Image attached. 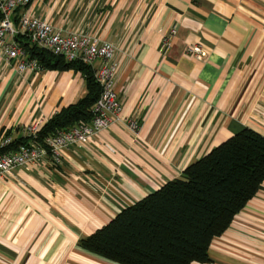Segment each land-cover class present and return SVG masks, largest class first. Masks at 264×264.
Instances as JSON below:
<instances>
[{"label": "crops", "instance_id": "0c3cea01", "mask_svg": "<svg viewBox=\"0 0 264 264\" xmlns=\"http://www.w3.org/2000/svg\"><path fill=\"white\" fill-rule=\"evenodd\" d=\"M28 9L117 45L120 115L140 129L116 122L64 150L61 164L46 158L0 178V264H118L79 240L234 134H264V0H32ZM194 44L207 61L187 54ZM87 93L81 70L19 74L0 52V142L27 137L28 125ZM228 233L244 237L227 264H264V184ZM224 235L209 264H219L213 245Z\"/></svg>", "mask_w": 264, "mask_h": 264}, {"label": "trees", "instance_id": "16d2710c", "mask_svg": "<svg viewBox=\"0 0 264 264\" xmlns=\"http://www.w3.org/2000/svg\"><path fill=\"white\" fill-rule=\"evenodd\" d=\"M17 39L43 68L81 70L87 82V95L43 124L37 140L43 144L58 129L91 121L101 94L92 66L68 62L22 35ZM27 140L13 139L0 147V153L17 151ZM263 184L264 134L245 128L189 164L181 176L123 208L106 225L82 237L79 245L118 264H209L213 241L229 230Z\"/></svg>", "mask_w": 264, "mask_h": 264}, {"label": "built area", "instance_id": "2783aa9c", "mask_svg": "<svg viewBox=\"0 0 264 264\" xmlns=\"http://www.w3.org/2000/svg\"><path fill=\"white\" fill-rule=\"evenodd\" d=\"M32 0H0V52L3 60L13 65L19 74L42 72L44 70L37 58L27 52L17 39L24 36L31 44L69 61H81L94 66L97 59L102 63L95 70L96 81L101 86V94L95 103L93 117L89 122H79L67 129H58L45 138L44 143L37 140L38 131L44 124L37 120L26 127L27 142L17 151L0 153V178L12 174L20 166H38L50 158L54 164L62 163L64 150L71 146L88 143L92 138L106 131L112 124L125 121L129 129L138 133L139 123L132 118L120 115L122 101L116 91L118 62L115 55L118 47L115 43L87 31H69L67 33L53 23L31 14L28 6ZM188 55L207 61L208 54L200 44L187 47ZM13 141L6 137L0 147H6ZM107 149H115L106 145Z\"/></svg>", "mask_w": 264, "mask_h": 264}, {"label": "rangeland", "instance_id": "374dc122", "mask_svg": "<svg viewBox=\"0 0 264 264\" xmlns=\"http://www.w3.org/2000/svg\"><path fill=\"white\" fill-rule=\"evenodd\" d=\"M234 230V229H233ZM238 235H235V236H233V235H230V233H228V234H225L224 235V240H222L221 241V243H216V244H218V245H213L214 247L213 248H215L216 246H218V249L217 250H219L221 253H222V258H219V260H218V263L219 264H227L228 263V261H227V259H226V257H225V253H230V252H232V251H237V252H241V247H239L238 245H235V246H233V244H234V242H235V244H237V243H240V241L241 240H243V237H244V235H243V233H241L240 234V236L242 237H240V236H238ZM234 239V240H230V239ZM245 240V239H244ZM233 241V242H232ZM233 243V244H232ZM94 260V259H93ZM102 260V259H101ZM102 264H114V263H111V262H107V261H102L101 262Z\"/></svg>", "mask_w": 264, "mask_h": 264}]
</instances>
